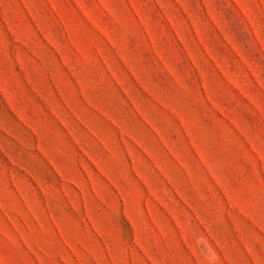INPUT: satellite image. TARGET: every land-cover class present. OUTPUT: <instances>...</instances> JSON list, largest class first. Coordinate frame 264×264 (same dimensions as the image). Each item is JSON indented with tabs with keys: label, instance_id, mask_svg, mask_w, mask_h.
Listing matches in <instances>:
<instances>
[{
	"label": "rangeland",
	"instance_id": "1",
	"mask_svg": "<svg viewBox=\"0 0 264 264\" xmlns=\"http://www.w3.org/2000/svg\"><path fill=\"white\" fill-rule=\"evenodd\" d=\"M0 264H264V0H0Z\"/></svg>",
	"mask_w": 264,
	"mask_h": 264
}]
</instances>
